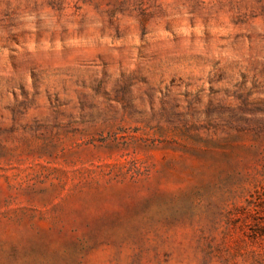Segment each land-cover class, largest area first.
<instances>
[{
    "label": "rangeland",
    "instance_id": "1",
    "mask_svg": "<svg viewBox=\"0 0 264 264\" xmlns=\"http://www.w3.org/2000/svg\"><path fill=\"white\" fill-rule=\"evenodd\" d=\"M0 264H264V0H0Z\"/></svg>",
    "mask_w": 264,
    "mask_h": 264
}]
</instances>
